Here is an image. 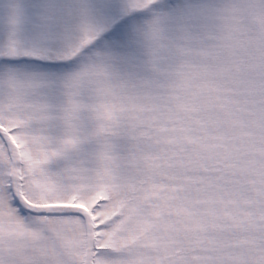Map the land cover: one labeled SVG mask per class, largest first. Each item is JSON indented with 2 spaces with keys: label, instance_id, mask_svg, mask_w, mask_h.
I'll list each match as a JSON object with an SVG mask.
<instances>
[{
  "label": "snow or ice",
  "instance_id": "obj_1",
  "mask_svg": "<svg viewBox=\"0 0 264 264\" xmlns=\"http://www.w3.org/2000/svg\"><path fill=\"white\" fill-rule=\"evenodd\" d=\"M0 264H264V0H9Z\"/></svg>",
  "mask_w": 264,
  "mask_h": 264
},
{
  "label": "rangeland",
  "instance_id": "obj_2",
  "mask_svg": "<svg viewBox=\"0 0 264 264\" xmlns=\"http://www.w3.org/2000/svg\"><path fill=\"white\" fill-rule=\"evenodd\" d=\"M9 0H0V13L3 12L6 4ZM20 3L25 5L29 10H31L32 5H40L49 2V0H19ZM85 3L90 5H100V4H114L115 0H84Z\"/></svg>",
  "mask_w": 264,
  "mask_h": 264
}]
</instances>
